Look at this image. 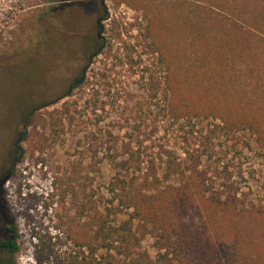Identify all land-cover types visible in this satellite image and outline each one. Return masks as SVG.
Wrapping results in <instances>:
<instances>
[{
	"label": "rangeland",
	"instance_id": "1",
	"mask_svg": "<svg viewBox=\"0 0 264 264\" xmlns=\"http://www.w3.org/2000/svg\"><path fill=\"white\" fill-rule=\"evenodd\" d=\"M101 2L106 10L103 50L90 64L82 86L66 97L83 64L78 49L72 45L67 50L58 47L57 42L63 38L58 22L60 28H67L64 31L68 36L79 37L94 33L93 20L100 13L89 15L90 10L86 15L73 5L62 9L58 0H0V209L7 220L10 215L14 218L20 248L15 255L0 253V260L9 264H33L37 234L45 242V252L52 256L73 248V242L66 239L65 222L77 221L79 174L92 179V189L104 190L114 175L106 160L107 148L117 144L120 151L122 144L130 143L137 156L150 159L157 157L161 148L177 154L184 148L194 150L198 135L193 131L198 128L207 132L210 119L194 127L174 122L158 115L159 98L148 97L149 83L145 84L152 74L161 78L162 70L142 37L145 16L153 19L162 8L163 16L171 18L170 30L164 36L169 49L171 38L175 43L184 41L180 36L186 31V19L200 16L218 20L222 28L236 21L242 28H249L255 24L254 16L264 10V0ZM194 6L204 10H195ZM249 45L251 53L264 50L256 35L249 36ZM187 46L181 44L186 53L190 51ZM246 58L244 63L248 62ZM239 62L238 57L231 56L226 65L234 77L229 98L239 97L240 88H246L247 81L238 71ZM30 112L34 115L27 126V138L18 144L21 161L9 175L14 143ZM227 140L213 141L211 171L220 176L218 182L231 175L245 207L253 205L264 211V147L256 145L247 133ZM95 160H99L96 165ZM122 214L124 217L126 212ZM260 228L252 229L253 238H242L247 244L243 253L255 260H264ZM232 234V224L224 220L221 240ZM207 235L210 241L215 238ZM204 239L209 241L208 237ZM153 242L149 236L141 242L151 256L156 252Z\"/></svg>",
	"mask_w": 264,
	"mask_h": 264
},
{
	"label": "trees",
	"instance_id": "2",
	"mask_svg": "<svg viewBox=\"0 0 264 264\" xmlns=\"http://www.w3.org/2000/svg\"><path fill=\"white\" fill-rule=\"evenodd\" d=\"M163 10L153 19L144 17L142 37L162 70L161 78L152 74L145 84L149 83L148 97L159 98L158 115L174 122L194 127L210 119L207 132L198 128L193 131L198 135L194 150L184 148L177 154L161 148L157 157L150 159L137 156L130 143L122 144L120 151L117 144L107 148L105 159L114 175L104 190L92 189V179L79 174L77 221L65 222L66 239L73 242V248L52 256L45 252L40 235L35 234L33 264H264L263 259L255 260L243 253L247 244L242 240L243 236L253 238L252 229L256 227H261L264 237V211L253 205L245 207L232 176L218 182L220 176L211 171L209 163L215 151L213 141L219 138L228 141L235 134L247 133L256 145L264 147V50L251 53L249 45L252 35L264 45V10L254 16L255 24L249 28L233 21V30H229L231 27H220L218 20L200 16L184 20L186 31L180 37L184 39L181 44L190 48L188 53L172 38L171 47H165L164 36L170 30L171 18L163 16ZM98 13L103 21L106 10L100 8ZM176 23L175 20V26ZM171 36L174 37L172 33ZM103 45L97 42L93 59L73 80L66 97L82 86L86 71ZM231 56L241 60L238 71L247 81L235 99L227 96L229 85L234 83L226 67ZM33 115L30 112L27 116L19 143L27 138ZM17 147L15 165L22 158L21 148ZM97 163L99 160L94 165ZM224 220L232 224L233 234L223 241ZM7 221L11 239L0 245L15 255L20 251L19 236L14 218L10 215ZM209 233L215 236L211 241ZM145 236L154 240V256L141 247Z\"/></svg>",
	"mask_w": 264,
	"mask_h": 264
},
{
	"label": "flooded vegetation",
	"instance_id": "3",
	"mask_svg": "<svg viewBox=\"0 0 264 264\" xmlns=\"http://www.w3.org/2000/svg\"><path fill=\"white\" fill-rule=\"evenodd\" d=\"M58 3L61 5L62 9H66L67 7L72 6V5L77 6L78 10L81 11L82 13H85V14L91 10L89 12V15H94L95 13H98V10L100 8L101 9L104 8L103 2H101V0H58ZM64 12H65V10H64ZM93 22H94V26H95L94 33L93 32H90V33L87 32L83 36H79V37L76 36L74 38H71L70 36H68L66 34V31H64L67 28H60V25L58 22V26H57L58 30H61L63 32L62 40L57 42V43H60L58 45V47L66 49L67 46L72 45V47L74 49H78L79 57L82 60L81 63L83 64V66H82L80 72L78 73V76L75 79L80 77V73L83 72V70H84V65L88 61L93 59L92 55L95 52V50L97 49V42H101L104 40L103 34H102V31H103L102 21H100L99 17H95ZM70 41H72V42H70ZM68 50H70V49H68ZM72 83L70 84L68 90H70ZM20 134H18L17 140L14 143V148H15L14 153H13L14 155H16V152L19 149L17 147V144H19L18 139L20 138L19 137ZM13 158H14V156L10 160L9 169L7 171V173H9V174L13 171V168L15 167ZM0 202H1V196H0ZM9 226L10 225H9L6 217L2 214V211L0 209V242L1 241H9L11 239L10 238L11 233H10V230L8 228ZM7 236L9 237V239H6ZM3 251L6 252L7 254H11V253H9L8 249H6V247H2L0 245V253H2ZM0 264H9V262H4L3 260H0Z\"/></svg>",
	"mask_w": 264,
	"mask_h": 264
}]
</instances>
